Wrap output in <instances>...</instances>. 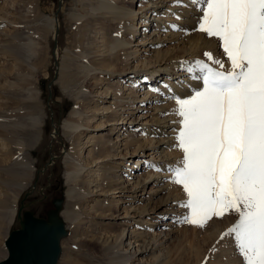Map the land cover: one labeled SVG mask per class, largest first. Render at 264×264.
Wrapping results in <instances>:
<instances>
[{
  "label": "rangeland",
  "instance_id": "1",
  "mask_svg": "<svg viewBox=\"0 0 264 264\" xmlns=\"http://www.w3.org/2000/svg\"><path fill=\"white\" fill-rule=\"evenodd\" d=\"M106 1L0 0V261L8 256L5 241L10 231L20 227L18 212L22 207V214L28 210L38 218L47 219L48 213L54 209L55 201L63 199L61 216L68 234L60 242L62 251L58 264H244L234 237L225 236L221 239L222 234L238 220L237 214L228 212L222 219L213 217L204 228H199L183 222L190 210L182 207L185 212H180L177 220L169 219L173 238L156 253H137L134 256L128 240L112 243V239L125 226L141 233L143 239L149 237L147 240L165 229L151 222L142 227L135 223L139 218L128 225L122 219L114 221L109 208H114L115 201L120 197L99 198L90 191L83 190L90 188V182L97 177L99 179V176L112 178L121 174L123 178H127L126 171L133 167L130 162L135 163L134 160L138 158L115 161V164L120 162L128 166L123 168L124 173L117 171L118 167L110 162H102L104 165L92 167V173H88V167L82 168L79 174L74 175L73 180H67L70 166H74L72 162L86 165L84 158L89 149H79L89 138L87 133L92 130V126L99 124V117L92 120L91 115L94 113L90 111L110 106L113 97L109 99L105 91L108 88L113 92L118 91L119 80H124L121 78L124 70L133 65L141 66V61L146 60L141 66L142 74L146 75V70L152 64L147 63V60H151L150 54L144 52L147 46H136L141 39L138 36L129 37V44L124 50L119 47L110 52L118 35L117 30L124 25L123 22L128 23L129 18H136L132 22V29L128 27V33L134 35V23L145 16V12L146 15L149 12H140L141 5L136 0H129L124 5L122 0H116L117 5L130 11L128 17L107 14L105 8H100ZM184 1L165 2L166 7L160 17L175 20L179 6L181 9H188L189 17L193 18L196 26L187 30V35L201 40L200 45H197L198 49L201 48L198 59L206 61L205 52H211L214 58L225 61L226 69L230 68L217 38L192 31L197 27L202 12L198 11V6L193 5L191 0L186 5ZM147 3V0H143L142 7ZM188 5L191 8H186ZM169 7L171 10H168ZM142 12L144 15L139 14ZM149 20V23H153L149 16L141 21L143 28L139 27V35ZM159 47L167 50L171 44H160L157 50ZM135 49L139 51L138 56H131L133 59L128 65L125 56ZM111 53H117L118 57L112 58L114 55ZM72 75L75 79L67 82ZM130 77L131 74L127 79ZM130 82L126 85L129 86ZM137 89L133 91L137 92ZM190 96L180 95L177 98ZM166 104L168 107L165 116L170 117L173 124H177L176 128L168 131L172 133L169 135L171 143L168 147V160L174 168L183 159L182 150L175 146L182 118L173 114L179 107L173 97ZM76 112L80 113V117L74 115ZM68 120L83 125L80 136L75 132L70 133V129L67 131L65 123ZM112 133L103 128L96 135L99 139L105 137L114 142L118 134L115 131L114 135ZM26 164L35 168L34 172L25 174ZM149 168L162 177L159 179L161 185L163 182L166 185V192L158 195L156 200L167 195V192H172L177 205L186 203L187 196L183 187L169 182L172 177L167 169L158 171L152 165ZM78 180L81 189L75 199L69 201L66 193ZM155 186L152 184L149 188ZM16 197L18 203L13 218ZM112 197L115 198L114 195ZM97 199L102 201L101 208L98 207ZM180 205L177 209H180ZM67 209L72 211L73 219L62 214ZM123 215L125 216L122 213L120 218ZM108 238L109 242H106Z\"/></svg>",
  "mask_w": 264,
  "mask_h": 264
},
{
  "label": "snow or ice",
  "instance_id": "2",
  "mask_svg": "<svg viewBox=\"0 0 264 264\" xmlns=\"http://www.w3.org/2000/svg\"><path fill=\"white\" fill-rule=\"evenodd\" d=\"M191 3L202 12L192 31L217 38L230 68L211 52L188 63L202 88L189 98L173 96L183 159L167 169L169 182L186 193L184 223L204 228L213 217L237 214L221 239L234 237L244 264H264V0Z\"/></svg>",
  "mask_w": 264,
  "mask_h": 264
},
{
  "label": "bare ground",
  "instance_id": "3",
  "mask_svg": "<svg viewBox=\"0 0 264 264\" xmlns=\"http://www.w3.org/2000/svg\"><path fill=\"white\" fill-rule=\"evenodd\" d=\"M127 1L129 0H122V4L124 5ZM142 1L136 0L137 3L140 2V12L144 10L148 11V15L145 12V16L146 18L148 16L152 18L153 23H149L150 20L147 21L144 31L139 35L138 29L139 27L141 29L143 28L140 24H142L141 21L145 16L137 19L138 22L134 23L136 29L133 35L131 32L128 33V27L131 30L133 26L132 22H135L136 19L131 16L132 20L129 18L128 23L124 21V25L118 28V35L115 37V42L111 45V49H109L110 52L115 51L119 47H121V50H124L126 45L129 44L130 39L127 40L129 37H141L136 46H147L144 52L149 53V59H151L147 60V63H152L150 68L146 70L148 74H142L143 69L141 66L146 63V60H142L141 66L133 65L130 69L124 70L121 76L124 80H119L120 85L118 84V91L113 92L110 88L105 91L109 99L113 97V101L110 103V106H103L100 109L90 111L92 114L94 113V115H91L92 117L90 116L92 120H96L99 117V124L92 126V130L87 133L89 138L83 143V147L79 149L80 151L86 148L89 149L88 154L84 158L86 165H77L72 162L74 166H70L67 175L68 181L73 180L72 178L75 174H79L83 170L82 168L87 167L88 173L90 174L94 170L92 167H96L94 165H101L102 162L104 164L110 162L116 168L118 167L117 171L124 173L123 168L128 166L122 163L120 164V162H116L117 164H115V161H126L128 159L138 158L134 160L135 163L130 162L133 164V167L131 169L129 167V170L126 171L128 173L127 178H123L121 174H117L112 178H107L106 175L99 176V179L97 177V179L90 182V188L86 187L83 189L84 191H90L91 194L99 198L108 196L111 199H118L120 197L115 201V207L109 208L112 220L114 221L122 219L128 225L131 221H135V218H139L135 223L142 225V227L151 222L155 226H162L166 229H163L159 235L152 236L151 239L147 240L149 237L143 239L141 233H137L136 230H130L125 226L119 235L112 239V243H123V241L128 240L129 247L134 250L132 253L134 256L137 253H156L161 250V246H164V244H167L173 238L171 223L169 221L173 219L174 221L177 220L178 214L184 211L181 209L182 207L177 209L180 204L177 205L178 202L174 199L175 195L173 197L172 192H167V195L164 194L165 196L156 200L158 195L166 192V185L164 182L161 185L159 179H162V177L158 176L159 174H156L155 170H150L149 167L152 165L155 168L158 166L162 169H168L171 166L168 160L170 156L168 147L171 143L169 135L172 133L168 131L171 128H176L177 124H173L171 122L172 120H169L170 117L163 115L166 112V107H168L166 103L174 95L190 96L194 94L197 88H202V82L190 78V74L186 71L189 62L200 58L197 55H199L198 53H200L199 51L201 49H198L200 38L189 36L183 31L191 30V28L196 26L193 18L189 17L190 12L187 11L188 9H181L179 6L176 15H179L181 17L180 19L172 20L168 17L163 19V17H160V14L163 8L166 7L164 4L165 2H171V0H147L148 3L144 7H142ZM189 1L185 0L184 4H188ZM100 8H105L107 14L113 13L112 15L117 14L123 17H128L130 13L126 8L117 5L116 0H107L106 4ZM186 8H191V6L188 5ZM168 10H171L170 7ZM139 14L144 15L143 12ZM168 22L170 23L169 25L166 24ZM173 25L182 30L173 28ZM160 44H171V47L167 50L160 49L159 47V50H157ZM138 52L135 49L129 52V54H125V60L128 65L131 64L130 62L133 59L131 56H138ZM111 54L114 55L112 58L118 57L117 53ZM182 62L184 63L182 64ZM159 73L161 75H158ZM130 74L131 77L127 79ZM68 78L67 82H72L75 79L74 75ZM129 82L130 88L126 85ZM136 88H138L137 92L133 91ZM154 89H158L159 92L153 91ZM128 91L130 92L129 94L127 93ZM74 115L80 117L79 112L74 113ZM33 120L36 121V119ZM82 126L73 120H68L65 123L67 131L70 129V133L75 132L79 136L82 134L80 130ZM103 128L108 130L110 134L112 132L113 135L115 133L118 134L116 141L113 142L110 138L105 137L99 139L96 134L103 130ZM139 131L141 132L138 133ZM140 154L141 157H139ZM25 168V172H27L25 174L27 175L28 173L31 174L34 172L35 169L29 164H26ZM152 184L156 186L149 188ZM79 186L80 183L78 180L74 186L68 189L66 198L69 201L75 199L77 192L81 189ZM156 187L157 189L155 190ZM15 200L12 211L13 218L18 203L17 197ZM100 201L98 199L96 200L98 207L101 208ZM122 213L125 216L123 215L124 217L120 218ZM62 214L73 219L72 211L69 209L64 210ZM106 242H109V238ZM136 243H138L137 246H135Z\"/></svg>",
  "mask_w": 264,
  "mask_h": 264
},
{
  "label": "water",
  "instance_id": "4",
  "mask_svg": "<svg viewBox=\"0 0 264 264\" xmlns=\"http://www.w3.org/2000/svg\"><path fill=\"white\" fill-rule=\"evenodd\" d=\"M62 208L63 199H57L45 219L28 210L22 214V207L18 212L20 227L10 231L5 241L8 256L0 264H58L60 242L68 234Z\"/></svg>",
  "mask_w": 264,
  "mask_h": 264
}]
</instances>
